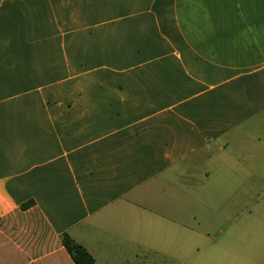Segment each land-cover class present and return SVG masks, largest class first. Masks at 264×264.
Masks as SVG:
<instances>
[{"label":"crops","instance_id":"crops-1","mask_svg":"<svg viewBox=\"0 0 264 264\" xmlns=\"http://www.w3.org/2000/svg\"><path fill=\"white\" fill-rule=\"evenodd\" d=\"M255 190L264 0H0V264H157L208 200L264 264Z\"/></svg>","mask_w":264,"mask_h":264},{"label":"rangeland","instance_id":"rangeland-1","mask_svg":"<svg viewBox=\"0 0 264 264\" xmlns=\"http://www.w3.org/2000/svg\"><path fill=\"white\" fill-rule=\"evenodd\" d=\"M254 193L259 203L251 207L253 215L263 217L264 190H255ZM241 195L242 191L239 192V197ZM239 208L241 209V206ZM189 212L191 213L190 210ZM199 217L200 222H195L191 215L186 212L184 219L197 227L200 225V231L196 234L191 233L190 237L175 232L173 244L169 239V243L164 247L169 252L156 254V257L153 255V258L157 260V264H222L216 258V238L219 239V222L215 220L213 200H208L206 208H200ZM263 223L264 220L262 219V221L257 220L255 224L262 225ZM226 224L224 221L223 225L227 226Z\"/></svg>","mask_w":264,"mask_h":264},{"label":"trees","instance_id":"trees-1","mask_svg":"<svg viewBox=\"0 0 264 264\" xmlns=\"http://www.w3.org/2000/svg\"><path fill=\"white\" fill-rule=\"evenodd\" d=\"M64 245L72 254L76 264H94V258L81 245L77 244L68 235L64 236Z\"/></svg>","mask_w":264,"mask_h":264}]
</instances>
